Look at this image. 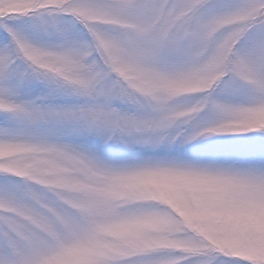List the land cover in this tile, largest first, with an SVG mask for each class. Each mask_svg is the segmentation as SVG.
<instances>
[{
    "label": "snow or ice",
    "instance_id": "obj_1",
    "mask_svg": "<svg viewBox=\"0 0 264 264\" xmlns=\"http://www.w3.org/2000/svg\"><path fill=\"white\" fill-rule=\"evenodd\" d=\"M0 264H264V0H0Z\"/></svg>",
    "mask_w": 264,
    "mask_h": 264
}]
</instances>
